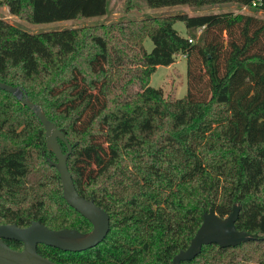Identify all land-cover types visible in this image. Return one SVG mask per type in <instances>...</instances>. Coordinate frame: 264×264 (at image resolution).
Listing matches in <instances>:
<instances>
[{
	"label": "trees",
	"instance_id": "obj_1",
	"mask_svg": "<svg viewBox=\"0 0 264 264\" xmlns=\"http://www.w3.org/2000/svg\"><path fill=\"white\" fill-rule=\"evenodd\" d=\"M253 1L147 5L235 2L264 10V0ZM0 6L43 23L105 15L109 0H0ZM176 21L186 24L187 37ZM178 53L187 56L188 93L168 99L150 79ZM204 79L206 92L197 84ZM0 80L19 86L64 131L78 192L110 216L108 234L94 247L68 252L40 244V254L59 264H172L204 212L226 216L240 204L237 228L259 237L204 244L182 263L264 264V17L177 13L29 32L0 16ZM48 157L56 160L39 117L0 88V224L40 220L88 234L92 223L67 202Z\"/></svg>",
	"mask_w": 264,
	"mask_h": 264
},
{
	"label": "water",
	"instance_id": "obj_2",
	"mask_svg": "<svg viewBox=\"0 0 264 264\" xmlns=\"http://www.w3.org/2000/svg\"><path fill=\"white\" fill-rule=\"evenodd\" d=\"M0 88L15 94L24 105L30 107L43 123L46 130L48 148L56 160L48 157L50 164L56 166L63 183V195L67 202L92 223V230L85 234L74 228L52 229L40 220H34L28 226L21 227L16 223L0 224V264H59L39 253L38 246L45 244L55 246L68 252H81L101 242L110 230V216L98 206L92 198L83 197L77 190L68 167V157L73 145L68 141L62 129L50 120L42 106L28 96H22L19 86L0 80ZM66 143L68 150L63 151L60 141ZM241 209L234 204L232 211L221 216L215 210L204 212L203 222L186 249L180 250L173 258L172 264H183L191 260L202 250L204 244L218 243L220 246L237 245L241 242L257 239V233L240 230L236 221ZM6 240L21 241V250L11 247Z\"/></svg>",
	"mask_w": 264,
	"mask_h": 264
},
{
	"label": "rangeland",
	"instance_id": "obj_3",
	"mask_svg": "<svg viewBox=\"0 0 264 264\" xmlns=\"http://www.w3.org/2000/svg\"><path fill=\"white\" fill-rule=\"evenodd\" d=\"M223 11H230L233 13H255L264 17V10H258L256 8H251L250 6L241 5L235 2L206 5L201 7L173 5L162 8H151L147 5V0H109L108 13L102 16L31 23L24 18L11 14L7 6H0L1 17L29 32H41L52 29L95 25L99 23L129 19L140 20L145 17L163 16L177 13L197 15ZM175 28L182 36H188V29L183 21H176ZM227 39L228 36L224 33L222 40H224L225 45H227ZM144 46L147 51H151L154 47L153 40L150 37H146L144 40ZM205 79L200 80L197 84L199 85V88L206 92L207 89ZM150 84L154 87L163 88L165 97L168 99L181 98L185 96L188 93L187 56L183 53H178L175 55V61L172 64L159 65L151 75Z\"/></svg>",
	"mask_w": 264,
	"mask_h": 264
},
{
	"label": "built area",
	"instance_id": "obj_4",
	"mask_svg": "<svg viewBox=\"0 0 264 264\" xmlns=\"http://www.w3.org/2000/svg\"><path fill=\"white\" fill-rule=\"evenodd\" d=\"M262 0H254L253 1V5L256 6L258 3H260ZM190 41H192V39H190Z\"/></svg>",
	"mask_w": 264,
	"mask_h": 264
}]
</instances>
